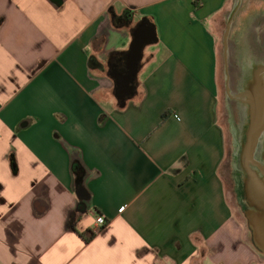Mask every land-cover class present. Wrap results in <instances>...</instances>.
<instances>
[{
	"label": "crops",
	"instance_id": "obj_1",
	"mask_svg": "<svg viewBox=\"0 0 264 264\" xmlns=\"http://www.w3.org/2000/svg\"><path fill=\"white\" fill-rule=\"evenodd\" d=\"M233 9L241 58L261 0H0V264H264L221 174L218 46ZM144 21L157 47L122 108L106 68Z\"/></svg>",
	"mask_w": 264,
	"mask_h": 264
},
{
	"label": "water",
	"instance_id": "obj_2",
	"mask_svg": "<svg viewBox=\"0 0 264 264\" xmlns=\"http://www.w3.org/2000/svg\"><path fill=\"white\" fill-rule=\"evenodd\" d=\"M239 10L233 9L231 12L224 37L227 64L230 58L229 36ZM157 42L158 35L154 25L144 21L134 30L130 49L126 55L128 73L113 77L115 97L120 107H125L136 95V82L144 58V50ZM247 64L240 79L243 81L242 90L237 96L241 123L234 131L236 153L233 160L237 171L235 196L247 221L249 241L264 256V57L262 60L258 59ZM226 74L227 88L231 91L229 64ZM238 133L240 134L236 137ZM76 194L85 203L82 209H88L87 202L90 200V195L84 181L77 187Z\"/></svg>",
	"mask_w": 264,
	"mask_h": 264
},
{
	"label": "rangeland",
	"instance_id": "obj_3",
	"mask_svg": "<svg viewBox=\"0 0 264 264\" xmlns=\"http://www.w3.org/2000/svg\"><path fill=\"white\" fill-rule=\"evenodd\" d=\"M230 18V16H229ZM229 18L225 23L223 24L222 32L219 39V46H218V52H219V69H218V75H219V83H220V94H219V101H218V120L222 124L225 130L226 135V159L222 165L221 168V174L224 180V183L226 185V190L228 194V198L232 204L234 215L240 220V222L244 226V230L246 235H248L250 239V232L247 229V221L246 218L241 211L237 199L235 196V189H236V166L233 160L234 154L236 153V138H235V132L236 129L240 126L239 123H241V115H240V105L239 100L237 99V96L242 90L243 81L240 80L241 77L244 74V68L245 66H248V64H241L238 63L240 59H248V55L250 54V51L256 54L255 50H260L259 43H253L251 49L247 50L246 52L244 49L247 48H241L245 53V57L239 58L235 51L236 45L233 44L236 41L231 42L229 40V46H230V58H229V74L231 78L232 83V90L229 91L227 88V67L228 64L226 63V57H225V43H224V37L227 30ZM264 27V23L263 26ZM237 29V28H236ZM264 28H262L263 30ZM259 30V28H258ZM261 30V27H260ZM230 37V36H229ZM255 38V36H253ZM259 42V41H258ZM157 45L154 44L150 46L148 49H156ZM255 49V50H254ZM241 50V51H242ZM248 52V53H247ZM233 92L232 94H230ZM238 133L236 137L239 135ZM250 247L252 250H255L258 252L255 247L250 243ZM259 253V252H258ZM261 256V254L259 253Z\"/></svg>",
	"mask_w": 264,
	"mask_h": 264
},
{
	"label": "flooded vegetation",
	"instance_id": "obj_4",
	"mask_svg": "<svg viewBox=\"0 0 264 264\" xmlns=\"http://www.w3.org/2000/svg\"><path fill=\"white\" fill-rule=\"evenodd\" d=\"M264 2V0H261ZM263 16V15H262ZM263 23H264V19L257 24V27H256V30H255V33L253 36H255V38H252V42L253 43H259V46H260V50H255L256 52V59L258 60H262V58L264 57V29L262 30V27L263 26ZM260 27H261V30H260ZM259 28V30H258ZM259 41V42H258ZM112 63H110V67L108 66V68H106V71L112 76V77H118L119 74H127L128 73V67H127V64H126V57H123V58H119L117 59L116 61L115 60H112L111 61ZM111 64L114 65V67H111ZM136 85H137V82H136Z\"/></svg>",
	"mask_w": 264,
	"mask_h": 264
},
{
	"label": "trees",
	"instance_id": "obj_5",
	"mask_svg": "<svg viewBox=\"0 0 264 264\" xmlns=\"http://www.w3.org/2000/svg\"><path fill=\"white\" fill-rule=\"evenodd\" d=\"M111 12V11H110ZM116 21V20H115ZM92 66H94V67H97V68H100L101 67V65L100 64H98V63H95V62H92ZM166 118H167V114H164L163 115V121L165 122V120H166ZM81 167H79V166H74V174L76 175V177H77V179L78 180H81L82 178H83V176H84V171H82V168L80 169ZM80 170V171H79ZM82 206H83V204H81L80 205V212L82 213L83 211H84V209H82ZM95 236V234L93 233L92 234V237H94Z\"/></svg>",
	"mask_w": 264,
	"mask_h": 264
},
{
	"label": "built area",
	"instance_id": "obj_6",
	"mask_svg": "<svg viewBox=\"0 0 264 264\" xmlns=\"http://www.w3.org/2000/svg\"><path fill=\"white\" fill-rule=\"evenodd\" d=\"M108 225V222L104 216H98L96 220V226L98 227V230L94 232L96 234L99 230H102Z\"/></svg>",
	"mask_w": 264,
	"mask_h": 264
}]
</instances>
